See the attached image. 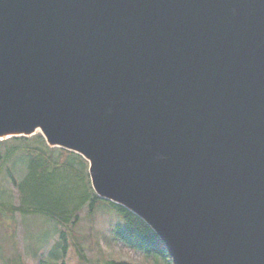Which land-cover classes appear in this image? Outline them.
I'll use <instances>...</instances> for the list:
<instances>
[{
	"label": "water",
	"instance_id": "1",
	"mask_svg": "<svg viewBox=\"0 0 264 264\" xmlns=\"http://www.w3.org/2000/svg\"><path fill=\"white\" fill-rule=\"evenodd\" d=\"M37 130L174 264H264V0H0V137Z\"/></svg>",
	"mask_w": 264,
	"mask_h": 264
},
{
	"label": "trees",
	"instance_id": "2",
	"mask_svg": "<svg viewBox=\"0 0 264 264\" xmlns=\"http://www.w3.org/2000/svg\"><path fill=\"white\" fill-rule=\"evenodd\" d=\"M19 153L28 170L20 180L11 177L19 194L18 202L1 198L6 195V190L1 189L0 181V222H6V217L11 218L15 228L18 213L43 215L56 222L59 241L50 250L49 258L40 259L37 264H73L68 260L70 251L76 255L78 264H96L87 254V250L95 247L91 234L75 229L85 208L91 226L97 211L106 208L117 212L123 222L112 226L104 244L100 243L97 248L100 253H103L102 246L104 249L120 245L141 254L145 260L142 263L102 256L105 259L103 264H173L164 242L140 216L96 194L89 175V161L84 156L66 148L50 146L39 132L32 136L11 137L0 140V177L5 164ZM6 186L12 188L8 183ZM3 256L0 247V264H29L19 256L5 262Z\"/></svg>",
	"mask_w": 264,
	"mask_h": 264
},
{
	"label": "rangeland",
	"instance_id": "3",
	"mask_svg": "<svg viewBox=\"0 0 264 264\" xmlns=\"http://www.w3.org/2000/svg\"><path fill=\"white\" fill-rule=\"evenodd\" d=\"M27 170V164L24 159H21L20 153L5 164L3 176L0 177L1 189L6 190V195L1 196L3 200L18 202L19 194L15 185L12 184L11 177L20 180L25 176ZM6 183L12 185V188L6 186ZM87 210L85 208L82 211L81 220L75 226V229L80 231V233L91 234L90 239L95 247L90 249V251L87 250L90 260H93L96 264H103L105 259L121 258L123 260L133 259L137 262L145 263L141 254L127 248H122L120 245L104 247V249L102 246L100 249L103 253H100L97 248L100 246V243L103 242L104 244L112 226L116 227V224L123 222L119 220L117 212H110L106 208L97 211L95 222L91 226ZM6 218L5 221H9L8 223L0 222V247L5 262L17 256L22 257L29 264H37L40 259L47 260L49 258L51 254L50 250L59 241L58 226L55 221L43 215L25 216L18 213L16 215L17 226L14 228L12 225L14 221L11 218H9L11 220ZM68 260L73 262V264L79 263L72 251L69 252Z\"/></svg>",
	"mask_w": 264,
	"mask_h": 264
}]
</instances>
